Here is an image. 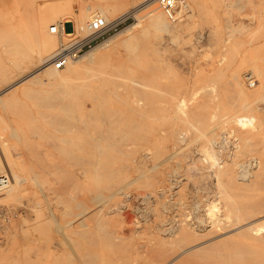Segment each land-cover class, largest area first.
<instances>
[{"label": "rangeland", "instance_id": "374dc122", "mask_svg": "<svg viewBox=\"0 0 264 264\" xmlns=\"http://www.w3.org/2000/svg\"><path fill=\"white\" fill-rule=\"evenodd\" d=\"M56 1L0 0V15L32 37L31 55L35 22ZM254 1L189 0L183 32L163 49L150 28L81 78L47 83L46 71L0 97V176L14 186L0 193V264H264V10ZM107 2L113 21L145 4ZM45 59L0 66V91ZM99 73L110 92L92 107Z\"/></svg>", "mask_w": 264, "mask_h": 264}, {"label": "bare ground", "instance_id": "6f19581e", "mask_svg": "<svg viewBox=\"0 0 264 264\" xmlns=\"http://www.w3.org/2000/svg\"><path fill=\"white\" fill-rule=\"evenodd\" d=\"M75 1L77 3H79L78 6L81 9L79 12L74 10ZM90 1H92V0H58L56 2H53L52 4H47L45 7L43 6L45 8V10H47V13L48 12L49 13H48V16H46V14H45V16L42 17L39 21L35 22V32H34V34H32V36H33L34 42L36 43V45L38 46L40 51L38 50L39 51L38 53H33L32 55L30 54V53H32L30 51V48L34 49V47H36V46H34V47L30 46V44H29V40H30L29 36H30V34H29L28 30L24 26H22V24L18 23L17 21L15 22L12 19H7L6 17H2L0 15V66L3 65V67H5L6 69L11 67L14 63L16 64V67L19 68L20 66H17V65H19V60L22 59V58L27 59V60L30 59V61H32L33 59H37V58L42 60V59H45L46 57H48L50 59L51 57H49V56H52V52L57 47V43H58V41H56V36L58 34L53 33L51 31L52 26L62 27L64 23L75 22L76 30L87 31L88 27H89V23L96 16L104 17L108 22H112L114 25L115 24H119L121 21L127 19L130 16L135 18V22L133 24L123 28L117 34L112 35L109 38H107V39H105V40L93 45L92 48L87 50L85 53L80 55L78 58L70 61L62 69H57V68L53 67L50 64V62H48L49 60L46 61V65H45V62L42 61L44 66H41L42 65L41 64L40 65L41 67L39 66V68L37 69L36 68L37 65H36V67H35L36 70H33L30 73H28V74L26 73L25 76L21 77L16 82H14L12 84H9L7 87H5L4 89H2L0 91V97H4L5 98V97H8L9 95H11V97H14L15 94L19 91L18 90L19 86L23 85V84H25L27 82H30V84H31V82H33V83H36V82L37 83H43L44 80H40L38 75L41 74V73H44L46 71L48 73L47 76H46V79H45V81L47 83H51V82H53L56 79L66 82V81L70 80L71 78L80 77L78 75L81 74V73H82L81 74V77H82L84 71H85V75L87 73L89 74V72L92 71V65L93 64H96L97 62H102L110 52L117 50L119 47L129 45L133 40H136L138 37L140 39L139 35H141L144 31H146V30H148L150 28L153 29L154 31H156V33H163V35L161 34L163 36V38L160 41H158V43H156L157 44L156 45L157 49H159V50L163 49V46L168 41V37H174V36L179 35L181 32H183V30H184V18H185V16L188 13V5H189V0H185V2L183 4H181V9H180L179 14H178V19L176 21H174V23H173V21L169 20V18L166 16V14L163 12V10L160 8L159 5L153 6L150 9V11H148L144 15H140L139 14V11L141 9H143L144 7L150 5L153 2H156V0H145V4H144L145 6L144 5L143 6H139L135 10H131L128 13L124 14L121 18L114 19V21H113V20H110L109 13L112 14V13L116 12V9H117V4L116 3L115 4L113 3V5L116 6V8H115V7H113L112 3L111 2H107V0L106 1H102V3L100 5H98V6H93L92 4H89ZM254 2H255L256 7H259V8L264 10V1L263 0H255ZM122 5H124V4H122ZM118 9H120V8H118ZM111 10H113V11H111ZM57 20H59L58 23H56ZM51 22H53L54 24H50ZM31 42H33V41H31ZM35 43H33V44L35 45ZM239 47H241V46H239ZM12 56H14V58H13L14 60H12ZM250 59H252V58H250ZM45 60H47V59H45ZM30 61H28L27 64H26V62H23L24 68L22 69V66L20 68V69L23 70V72H26V70L29 69ZM25 64H26V66H25ZM3 69L0 68V72L2 73V75L4 74V76H5L7 71L4 70V72H3ZM100 74L101 73H99V75ZM95 76H96L95 78L93 77L94 79L92 78L93 81L91 80L92 82H94L93 83V91L87 94L88 98H89V101L91 102L92 107L94 105L100 104L101 102H103V100H105V98H106L105 96H106V94H107V92L109 90L107 91L103 87L102 84H104L105 82H107V84H108L110 82L109 78L106 79L105 78L106 76L104 77V75L99 76V77L97 75H95ZM236 76L238 78L237 74H236ZM83 78H85V77H83ZM100 79L104 82L102 84L100 83L101 85L97 84V81L100 80ZM257 79H259V78H257ZM262 80L264 81V79H262ZM74 81H75V79H74ZM82 81H79V82L82 83ZM233 82L236 83V84L233 83V85H235L236 88H242V89L246 88V87H244V85L239 87V84H238V87H237V83H239V81L238 80L235 81L234 78H233ZM84 84H86V83H84ZM63 85H65V84L63 83ZM24 87H26V86L24 85ZM62 88H64V87L62 86ZM256 89H255V91H257ZM246 90L249 92V89H246ZM246 90L243 89V91H246ZM247 91H246V93H247ZM250 92H252V91L250 90ZM252 94H253V92H252ZM251 95H249V96H251ZM63 99H66V97L63 98ZM44 100L46 101L45 98L43 99V102H44ZM47 101H49V100H47ZM58 103H61V102H58ZM180 103H181V101H180ZM255 104H257V103H255ZM180 105H182V104H180ZM251 105H252V103H251ZM251 105H249V106H251ZM250 109H251V107H250ZM254 111H256V110H254ZM249 113L251 114L252 111L250 110ZM248 116H246V117H248ZM249 118L246 119L244 117L243 118L241 117V119H237L236 121L241 123L242 125L248 123L247 125L249 126V124L253 123V121H257L258 120V119L256 120V117L254 118V114L252 115V117L250 119ZM233 121H235V120H233ZM257 122H255V123L257 124ZM199 130H201V129H199ZM200 133H202V132H200ZM205 134H207V133H205ZM201 136H203V135H201ZM235 146H236V144H235ZM197 151H198V149H197ZM203 153H204V156H206V157H207V155H209L208 157H213L214 150H213V152H211L210 150H206V148H205L203 150ZM204 156H202V157H204ZM206 157H205V159H207ZM210 163H211V160H210ZM261 166H263V165H261ZM1 177H4V178H1ZM0 178H1L0 179V193L1 192L8 193V194L13 193L14 192V186H12V184L10 183V179L7 178L6 176H2V175L0 176ZM114 199H116V198H114ZM218 205H219L218 203H215L213 201L210 204V208H209V216L214 218V220L217 219L216 221H220V219L218 220V217H219V212H218L219 206ZM237 209H238V207H237ZM253 214H254V212H253ZM255 227H256V225H255ZM256 230H257L256 232H258V231L260 232V231L264 230V224L263 225L260 224L259 226H257Z\"/></svg>", "mask_w": 264, "mask_h": 264}, {"label": "built area", "instance_id": "2783aa9c", "mask_svg": "<svg viewBox=\"0 0 264 264\" xmlns=\"http://www.w3.org/2000/svg\"><path fill=\"white\" fill-rule=\"evenodd\" d=\"M156 2L166 16L174 22L178 19L181 4H183L185 0H156ZM70 23H64L62 27L52 26L51 28L53 33L65 38V41L61 43L48 61L57 69L64 68L70 61L78 58L92 48L100 39L104 38L112 31L117 30L120 24L114 25L112 22H108L104 17L96 16L89 23L88 30L85 33H80L76 31L75 24L73 23L72 30L67 32L65 30V24ZM247 81L250 85H253L255 82L252 75L247 76Z\"/></svg>", "mask_w": 264, "mask_h": 264}, {"label": "crops", "instance_id": "0c3cea01", "mask_svg": "<svg viewBox=\"0 0 264 264\" xmlns=\"http://www.w3.org/2000/svg\"><path fill=\"white\" fill-rule=\"evenodd\" d=\"M67 24H65V27H66Z\"/></svg>", "mask_w": 264, "mask_h": 264}]
</instances>
